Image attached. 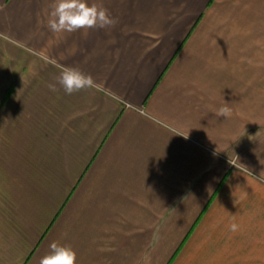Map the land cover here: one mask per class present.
Segmentation results:
<instances>
[{"label": "crops", "instance_id": "0c3cea01", "mask_svg": "<svg viewBox=\"0 0 264 264\" xmlns=\"http://www.w3.org/2000/svg\"><path fill=\"white\" fill-rule=\"evenodd\" d=\"M52 2L0 0V264H264V0H88L87 36Z\"/></svg>", "mask_w": 264, "mask_h": 264}, {"label": "clouds", "instance_id": "9594fccd", "mask_svg": "<svg viewBox=\"0 0 264 264\" xmlns=\"http://www.w3.org/2000/svg\"><path fill=\"white\" fill-rule=\"evenodd\" d=\"M47 17V27L56 34L83 30L84 35L87 36L89 29L110 28L118 23L107 8L95 3L89 4L88 0H53ZM51 63L55 65L56 62L51 61ZM57 67H59V75L55 77V83L48 85L50 91L58 92L63 89L66 95H72L96 87L90 74H85L78 68L58 65ZM216 115L229 118L232 111L228 103L225 102L217 110ZM237 227L233 223L230 225V230L235 232ZM39 264H77V253L70 245L53 241L49 244L48 252L40 258Z\"/></svg>", "mask_w": 264, "mask_h": 264}]
</instances>
